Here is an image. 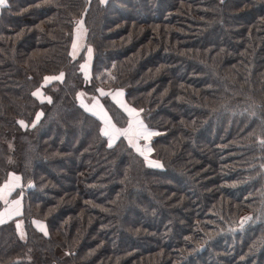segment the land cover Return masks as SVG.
I'll list each match as a JSON object with an SVG mask.
<instances>
[{
	"label": "trees",
	"instance_id": "16d2710c",
	"mask_svg": "<svg viewBox=\"0 0 264 264\" xmlns=\"http://www.w3.org/2000/svg\"><path fill=\"white\" fill-rule=\"evenodd\" d=\"M122 105L158 133L147 160L103 134L129 127ZM12 175L0 264H264V0H7Z\"/></svg>",
	"mask_w": 264,
	"mask_h": 264
},
{
	"label": "snow or ice",
	"instance_id": "6c2138e0",
	"mask_svg": "<svg viewBox=\"0 0 264 264\" xmlns=\"http://www.w3.org/2000/svg\"><path fill=\"white\" fill-rule=\"evenodd\" d=\"M101 3L104 2V0H100ZM7 6V0H0V7H6ZM82 31V22H78V26H77V32H81ZM76 47V44H73V48ZM91 51V49H89V52ZM84 67V66H82ZM48 80H52V79H56V80H62L63 79V73L60 74V76L57 77H49L46 78ZM33 95H37V93H33ZM116 95L120 96L123 95L122 92H117ZM50 102V100H49ZM122 107H124L125 111L128 113L129 117L131 118L130 123H129V127L127 129H113V131H105L103 134L108 137L109 139V147L112 146L111 141H113L114 139L117 138V136H125L128 137L129 139V143L133 144L134 147H136L137 152L140 153V155L144 156V158L147 160L148 156L146 155V153L151 152V148L149 147H144L143 149H141L137 142L141 139H143L146 142H149L151 137L158 135V133L152 132L150 131L143 123V121L140 119V113L134 109V108H129L126 105H122ZM142 111V110H141ZM22 126L24 125L23 121L19 122ZM33 127L35 126V124L32 125ZM151 166L154 167H161V165L158 162H151ZM13 180L18 181L19 178L18 177H13ZM6 188H10V185H5ZM16 204H19V200L16 201ZM248 220H251V217H247L245 218L242 222H241V227H243V224L246 223ZM2 222V221H0ZM43 230V229H42ZM45 234H47L45 232Z\"/></svg>",
	"mask_w": 264,
	"mask_h": 264
},
{
	"label": "rangeland",
	"instance_id": "374dc122",
	"mask_svg": "<svg viewBox=\"0 0 264 264\" xmlns=\"http://www.w3.org/2000/svg\"><path fill=\"white\" fill-rule=\"evenodd\" d=\"M76 47L74 50V54L78 55L82 51V42H78L77 40L75 41ZM144 143V140L142 139V142ZM14 175L10 177V179L6 182V185H10V188L14 187V191L20 186V180L15 181L13 180ZM13 196V195H12ZM11 196V197H12ZM19 200V204H16V201ZM22 209H23V194H20L18 196L13 197L11 202H9V205L5 208H3L0 211V224L7 222L11 220L12 218H15L17 216H20L22 214Z\"/></svg>",
	"mask_w": 264,
	"mask_h": 264
},
{
	"label": "crops",
	"instance_id": "0c3cea01",
	"mask_svg": "<svg viewBox=\"0 0 264 264\" xmlns=\"http://www.w3.org/2000/svg\"><path fill=\"white\" fill-rule=\"evenodd\" d=\"M6 185V184H5ZM5 185L0 188V200H2L6 205V207L9 205L10 197L13 194L14 187L13 188H6Z\"/></svg>",
	"mask_w": 264,
	"mask_h": 264
},
{
	"label": "water",
	"instance_id": "95a60500",
	"mask_svg": "<svg viewBox=\"0 0 264 264\" xmlns=\"http://www.w3.org/2000/svg\"><path fill=\"white\" fill-rule=\"evenodd\" d=\"M249 221V220H248ZM248 221L246 223H244L243 225H246L248 223Z\"/></svg>",
	"mask_w": 264,
	"mask_h": 264
}]
</instances>
